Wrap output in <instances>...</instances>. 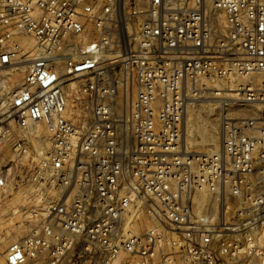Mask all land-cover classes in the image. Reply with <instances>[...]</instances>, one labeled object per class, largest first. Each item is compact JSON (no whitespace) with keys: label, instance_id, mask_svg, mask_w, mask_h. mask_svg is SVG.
<instances>
[{"label":"built area","instance_id":"obj_1","mask_svg":"<svg viewBox=\"0 0 264 264\" xmlns=\"http://www.w3.org/2000/svg\"><path fill=\"white\" fill-rule=\"evenodd\" d=\"M27 185L7 264H264V0H0V196Z\"/></svg>","mask_w":264,"mask_h":264},{"label":"rangeland","instance_id":"obj_2","mask_svg":"<svg viewBox=\"0 0 264 264\" xmlns=\"http://www.w3.org/2000/svg\"><path fill=\"white\" fill-rule=\"evenodd\" d=\"M210 103L212 104V102H207V104ZM184 143L186 146L185 140ZM11 146L12 142L10 141L4 151V156L7 158H10L12 155ZM188 150L194 151L193 149ZM28 188L29 185L25 186L22 193L18 195L15 194L14 196L9 197L0 196V264H7L6 253L9 245L15 240L27 237L31 233L33 227L36 226V223L32 219L27 216L21 217L17 211L22 203L30 204L31 202V198L26 192V189ZM22 228H25L24 231ZM84 260L85 258L77 255L71 256L62 262H55L50 257L44 256L37 260H30L29 264H83Z\"/></svg>","mask_w":264,"mask_h":264},{"label":"bare ground","instance_id":"obj_3","mask_svg":"<svg viewBox=\"0 0 264 264\" xmlns=\"http://www.w3.org/2000/svg\"><path fill=\"white\" fill-rule=\"evenodd\" d=\"M249 108L235 107L234 112L239 115L246 114ZM219 115L216 106L211 103L196 105L188 110L183 122V139L186 141L187 149L204 152L213 151L221 146Z\"/></svg>","mask_w":264,"mask_h":264}]
</instances>
